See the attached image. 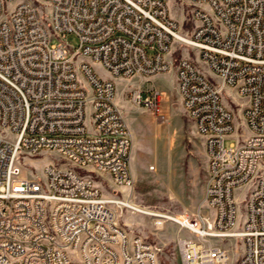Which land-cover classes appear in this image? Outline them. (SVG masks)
<instances>
[{"label":"built area","instance_id":"obj_1","mask_svg":"<svg viewBox=\"0 0 264 264\" xmlns=\"http://www.w3.org/2000/svg\"><path fill=\"white\" fill-rule=\"evenodd\" d=\"M187 2L189 36L169 0H0V264H158L153 244L116 220V204L139 208L104 197L94 178L134 186L116 84L90 61L126 78L176 68L181 103L205 142L212 210L171 219L181 263L227 264L214 240L238 238L236 264H264V0ZM174 40L199 49L219 81L191 57L175 58ZM228 88L247 98L241 122L223 100ZM130 100L164 116L155 86L134 88ZM23 156L45 161L43 178L25 174ZM167 219L158 215L155 227Z\"/></svg>","mask_w":264,"mask_h":264},{"label":"rangeland","instance_id":"obj_2","mask_svg":"<svg viewBox=\"0 0 264 264\" xmlns=\"http://www.w3.org/2000/svg\"><path fill=\"white\" fill-rule=\"evenodd\" d=\"M169 7L172 16L178 20L181 34L189 36L196 20L190 14L187 0H169ZM67 40L71 46L79 44L75 34H69ZM53 42L58 41L54 39ZM173 56L191 57L211 81H219V76L201 58L196 47L174 40ZM90 62L100 77L113 79L116 84L115 98L124 110L133 135L131 168L134 186H115L107 176L98 173H94V178L104 197L116 198L140 209L138 211L116 204V220L132 234H138L153 244L158 264H182L177 247L179 225L167 219L164 226L158 229L154 221L161 214L177 218L185 213L201 212L211 216L212 210L204 202L208 176L205 142L197 132L195 121L183 108L177 91L175 67L151 78H126L112 76L100 63ZM154 86L162 93L163 117L130 100V92L134 88L150 90ZM223 100L235 110L241 122L240 104L245 103L247 98L228 88L223 92ZM236 141V138H227L225 145L229 147ZM21 162L27 176H43L45 161L42 158L23 156ZM182 234L189 235L187 231ZM214 242L229 251L230 259L227 264H236V257L242 252L240 240L226 238L216 239Z\"/></svg>","mask_w":264,"mask_h":264},{"label":"bare ground","instance_id":"obj_3","mask_svg":"<svg viewBox=\"0 0 264 264\" xmlns=\"http://www.w3.org/2000/svg\"><path fill=\"white\" fill-rule=\"evenodd\" d=\"M180 36H182V37H185V36H183V35H181L180 34ZM140 210V209H139ZM161 216H163V214H161ZM164 216H168V218H170V219H172L173 217L172 216H170V215H164Z\"/></svg>","mask_w":264,"mask_h":264},{"label":"crops","instance_id":"obj_4","mask_svg":"<svg viewBox=\"0 0 264 264\" xmlns=\"http://www.w3.org/2000/svg\"><path fill=\"white\" fill-rule=\"evenodd\" d=\"M175 76H176V68H175ZM233 251H234V250H233ZM238 256H239V254H238ZM238 256L236 257V260H237Z\"/></svg>","mask_w":264,"mask_h":264}]
</instances>
